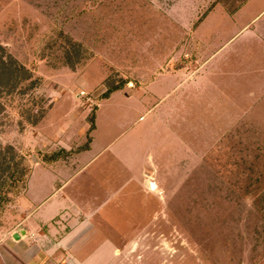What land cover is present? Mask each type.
Instances as JSON below:
<instances>
[{"label":"rangeland","instance_id":"1","mask_svg":"<svg viewBox=\"0 0 264 264\" xmlns=\"http://www.w3.org/2000/svg\"><path fill=\"white\" fill-rule=\"evenodd\" d=\"M214 1L0 0V264H264V0Z\"/></svg>","mask_w":264,"mask_h":264},{"label":"trees","instance_id":"2","mask_svg":"<svg viewBox=\"0 0 264 264\" xmlns=\"http://www.w3.org/2000/svg\"><path fill=\"white\" fill-rule=\"evenodd\" d=\"M220 0H215L210 7L205 11L203 16H205L209 11H211ZM246 0H242L243 3ZM241 5V4H240ZM197 23L194 25V27ZM118 90V89H117ZM117 90H114L108 93L103 98L109 97V95ZM95 116L92 119L91 128H95ZM14 154H7L5 151H0V216L3 214V210L6 208L8 204L14 201V198L22 191L27 188V182L29 176L32 172V167L30 164H24L20 159L15 160ZM54 156H45L43 161L48 164H54L55 162ZM57 161V160H56ZM19 164L21 168H19Z\"/></svg>","mask_w":264,"mask_h":264},{"label":"crops","instance_id":"3","mask_svg":"<svg viewBox=\"0 0 264 264\" xmlns=\"http://www.w3.org/2000/svg\"><path fill=\"white\" fill-rule=\"evenodd\" d=\"M250 0H246V1H244L240 6H238L235 10H234V12H236L237 10H240L244 5H246L248 2H249ZM252 1V0H251ZM263 6H264V4H263ZM216 7V6H215ZM214 7V8H215ZM262 12H264V7H259V13L254 17V18H252L249 22H248V24L246 25V26H248L249 24H251L253 21H254V19H256ZM92 148V147H91ZM87 151V150H86ZM80 154V152L78 153V156H80L79 155ZM77 155V154H76ZM53 166V165H52ZM61 169V171L60 172H58V173H62V169L63 168H60ZM80 171H81V169H79ZM65 183V182H64ZM63 183V184H64ZM62 184V185H63ZM61 185V186H62ZM60 188V187H59ZM64 198H66L65 196H64ZM40 222H44V223H46V222H48V220H45V219H41V220H39ZM50 233H52V228L50 229ZM68 235H70V234H68Z\"/></svg>","mask_w":264,"mask_h":264},{"label":"water","instance_id":"4","mask_svg":"<svg viewBox=\"0 0 264 264\" xmlns=\"http://www.w3.org/2000/svg\"><path fill=\"white\" fill-rule=\"evenodd\" d=\"M150 185H152V184H150ZM14 237L17 239V238H18V234H17V235L15 234V236H14Z\"/></svg>","mask_w":264,"mask_h":264}]
</instances>
